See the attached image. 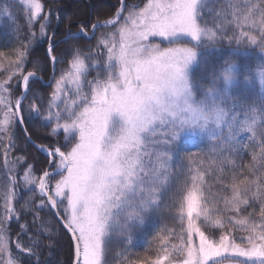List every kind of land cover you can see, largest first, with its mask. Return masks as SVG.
<instances>
[{
    "label": "snow or ice",
    "instance_id": "1",
    "mask_svg": "<svg viewBox=\"0 0 264 264\" xmlns=\"http://www.w3.org/2000/svg\"><path fill=\"white\" fill-rule=\"evenodd\" d=\"M56 4L0 0V264H264V0Z\"/></svg>",
    "mask_w": 264,
    "mask_h": 264
},
{
    "label": "trees",
    "instance_id": "2",
    "mask_svg": "<svg viewBox=\"0 0 264 264\" xmlns=\"http://www.w3.org/2000/svg\"><path fill=\"white\" fill-rule=\"evenodd\" d=\"M129 2H137L139 3L140 0H129ZM85 3H89V4H95L96 8L99 9L103 14H105V18H107V14L110 13V6L115 3V0H63V3H60L59 0H57V4L56 6L62 7L64 8L66 13H78V14H85L87 13L88 9L83 7V5ZM49 6H53L51 3L49 4ZM0 24H3L5 27V31L0 34V42L6 41L8 39V34H7V25L8 22L4 19L3 16H0ZM39 55V54H37ZM63 67L62 65L58 67V71L59 68ZM37 143H39V141H37ZM3 153V149L0 148V182H2L4 180V170H3V163H4V156L2 155ZM35 155V153H33ZM38 159H42L43 158V154H39L37 156ZM12 157H9V160H11ZM205 181H206V188L207 187H211L212 192L216 193L218 190L216 189V187L212 184L211 181V177L206 176L205 177ZM205 195H209V193L206 191ZM2 203V202H0ZM140 245L145 244L144 240L139 241ZM136 251L140 254L141 257H143L145 255V253L143 252L142 248L137 247ZM66 253H67V246L65 244L64 248H62L60 250V258L61 260H64L66 257ZM149 255H152V253H148Z\"/></svg>",
    "mask_w": 264,
    "mask_h": 264
},
{
    "label": "rangeland",
    "instance_id": "3",
    "mask_svg": "<svg viewBox=\"0 0 264 264\" xmlns=\"http://www.w3.org/2000/svg\"><path fill=\"white\" fill-rule=\"evenodd\" d=\"M112 1V0H111Z\"/></svg>",
    "mask_w": 264,
    "mask_h": 264
}]
</instances>
